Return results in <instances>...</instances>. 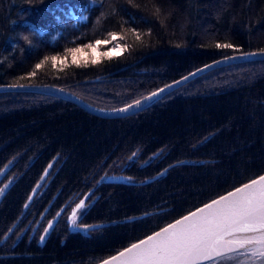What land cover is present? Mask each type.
<instances>
[{
    "label": "trees",
    "instance_id": "16d2710c",
    "mask_svg": "<svg viewBox=\"0 0 264 264\" xmlns=\"http://www.w3.org/2000/svg\"><path fill=\"white\" fill-rule=\"evenodd\" d=\"M110 32L125 37L120 55L93 64L84 49L86 67L68 55L67 67L53 68L49 60L28 77L45 56L111 40ZM261 49L264 0H0V85H55L103 109L126 106L210 62ZM55 158L46 188L1 243ZM5 165L0 188L11 183L0 202V264H95L264 173V61L213 70L117 119L49 96L2 93L0 169ZM164 170L145 186L97 185L108 175L142 181ZM90 192L99 198L88 223L109 225L61 246L57 238L69 235L66 207L46 244L35 247L63 205Z\"/></svg>",
    "mask_w": 264,
    "mask_h": 264
},
{
    "label": "snow or ice",
    "instance_id": "6c2138e0",
    "mask_svg": "<svg viewBox=\"0 0 264 264\" xmlns=\"http://www.w3.org/2000/svg\"><path fill=\"white\" fill-rule=\"evenodd\" d=\"M156 12L159 13L158 8ZM108 35L111 40L98 39L94 44L66 48L63 57L60 55L45 56L35 64L34 70L27 74L28 77H34L36 70L41 69L49 60L52 62L53 68H56L57 63L67 67L66 57L68 55L72 57V64L80 67L81 59H83V66L86 67L88 58L84 49H90L94 54V58L91 59L93 64L100 62L99 57L111 58V56H118L122 51L127 50V45L117 43L107 51L100 52V45L125 39L123 35L116 32H110ZM140 39V34H136V40ZM215 47L239 51L231 43H216ZM260 53H264V49H261ZM256 54L241 53V56ZM225 58L232 59L234 57ZM206 67L209 66L206 65ZM20 79H24V77ZM17 86L23 87V85H12V87ZM163 91L164 89H159L143 99L149 100ZM140 103V100L135 101L136 105H140ZM127 107L131 108L132 105ZM125 110L120 109V111ZM3 171L4 169H0V172ZM7 187L8 185H5L4 188H0V195H3ZM35 191L36 189H33V192ZM28 199L30 201L32 196H29ZM86 206L83 199L76 204L68 217L70 225L79 226L76 223L79 215L78 210H82ZM57 215L59 216L60 213ZM51 225L52 222L49 221V227L44 229L45 234L48 233ZM45 238V235H41L40 241L43 242ZM238 257H243V259H238ZM222 261H234L235 264H264V175L250 180L226 196L213 200L203 208L182 217L139 243L132 244L117 255L101 261V264H205V262L221 264Z\"/></svg>",
    "mask_w": 264,
    "mask_h": 264
},
{
    "label": "water",
    "instance_id": "95a60500",
    "mask_svg": "<svg viewBox=\"0 0 264 264\" xmlns=\"http://www.w3.org/2000/svg\"><path fill=\"white\" fill-rule=\"evenodd\" d=\"M249 53H257L256 55H249V56H241V54H234L231 56H227V57H234L232 59H226L221 58L218 59L216 61L210 62L208 64H206L209 67H206V65L194 70L193 72L185 75L184 77L166 85V86H170V87H162L160 89H164L163 92H159L157 96L155 97H151V99L149 100H144V97L150 96V94L138 99L141 101L140 105H136L135 102H132L128 105H132L131 108H128L126 106L120 107V108H114V109H103V108H98L92 105H89L87 103H85V101H83L81 98L77 97L76 95L62 89L59 88L57 86L54 85H49V84H41V85H23V87H12V85H1L0 86V93H32V94H40V95H45V96H49V97H53V98H57V99H61L64 101H68L74 105H76L77 107L81 108L82 110H84L85 112H87L88 114H91L93 116L99 117V118H105V119H117V118H124V117H128L131 115H134L136 113H139L143 110H145L146 108L152 106L154 103H156L157 101H159L160 99H162L164 96H166L167 94L173 92L174 90L184 86L185 84L189 83L190 81L205 75L213 70L219 69V68H223V67H227V66H231V65H236V64H242V63H248V62H255V61H264V53H260V51L258 52H249ZM98 79H95L93 82H96ZM179 82V83H177ZM159 90V89H158ZM158 90L154 91L157 92ZM137 101V100H136ZM120 109H126L125 111H120ZM54 162H51L45 169L42 177L40 178V180L38 181V183L36 184V186L33 189H36L35 192H33V189L30 193L29 196H32V199L34 198V196L36 195L37 191L39 190V188L42 186V184L45 182L47 175L49 174V171L51 170L52 166H53ZM181 164V163H180ZM47 170V171H46ZM166 172V170H164L162 173L154 176L152 179L145 181L143 183L140 184H146L149 183L151 181H154L155 179H157L159 176L164 175ZM7 173V168H4L3 172H0V181L2 180V178L5 176V174ZM261 175H264L261 174ZM257 178V177H256ZM254 178V179H256ZM249 182V181H248ZM246 182V183H248ZM104 183V184H130L131 182H129L125 177H123L122 175H108L104 178H102L99 182V184ZM245 184V183H244ZM243 185V184H242ZM242 185H240L239 187H241ZM238 188V187H236ZM235 188V189H236ZM235 189H232L220 196H218L215 199H212L211 201L199 206L198 208L192 210L191 212L181 216L180 218L170 222L169 224L161 227L160 229L156 230L155 232H159L161 229L166 228L168 225L175 223V221L181 219L184 216L189 215L192 212H196L198 209L203 208L204 205L211 203L213 200H217L219 199L221 196H226L228 193L233 192ZM4 194V193H3ZM1 197V196H0ZM86 197V196H85ZM32 199L29 201V199L26 201L25 205L27 204V207L23 208V212L22 215L26 212V210L28 209L29 205L31 204ZM1 200V198H0ZM49 209V208H48ZM46 209L44 211V213L41 215V217L39 218L35 228L38 226V224L40 223V221L42 220L43 216L46 214L47 210ZM61 215V211L58 212ZM21 215V216H22ZM60 215H56L55 218L51 221L52 225L49 228L48 233L45 234V232L43 231L42 235H45V240L47 239V237L49 236V234L51 233L52 228L54 227V225L56 224V221L58 220V218L60 217ZM16 224L12 225V227L10 228L11 231H8V233L6 234V236L3 238L2 242H5L7 240V238L12 234L13 230L15 229ZM101 225H96V226H90V227H84L81 228V231L83 229H87V230H93L96 229L98 227H100ZM46 227H49V223L47 224ZM45 227V228H46ZM155 232L147 235L146 237L132 243H139V241L146 239L148 236L153 235ZM82 234H84V230L83 232H81ZM41 237V236H40ZM45 240L43 242L40 241L39 239V243L43 244L45 242ZM132 244L124 247L123 249H120L119 251H117L116 253L110 255L109 257L105 258L108 259L111 256H115L117 255L120 251H123L125 248L130 247ZM103 259V260H105ZM238 259H243V257H238ZM101 260V261H103ZM101 261L95 263V264H101ZM205 264H210V262H205ZM221 264H235L234 261H222Z\"/></svg>",
    "mask_w": 264,
    "mask_h": 264
},
{
    "label": "flooded vegetation",
    "instance_id": "af4514ba",
    "mask_svg": "<svg viewBox=\"0 0 264 264\" xmlns=\"http://www.w3.org/2000/svg\"><path fill=\"white\" fill-rule=\"evenodd\" d=\"M130 161H132V162H136V159H133V157H132V159L130 160L129 159V162ZM148 163H146V162H144V163H142V164H138V166L136 165V170H139V169H141V168H144L146 165H147ZM126 168V164L122 167V169H121V172L124 170ZM134 174V173H133ZM116 175H122L123 177H125L128 181H130V180H134L133 182H141V181H136V179L134 178V175H132L131 174V176H128V175H125V174H123V173H121V174H116ZM133 176V177H132ZM152 177V176H151ZM150 178V177H149ZM148 179V178H147ZM143 181V180H142ZM7 184H5V185H8V187H7V189L10 187V183H11V179H9L7 182H6ZM122 185H125V184H122ZM127 186H129V185H127ZM6 194V190L4 191V194L3 195H0L1 197V199L3 198V196ZM98 198H99V196H93L92 195V192H90V193H88L87 195H86V197L84 196V197H82V198H79L78 200H75L74 202H73V204L72 205H70L69 204V202H67L66 204H64L63 205V207L58 211V212H60L61 211V215H60V217L58 218V220L56 221V224H57V222L59 221V219L62 217V215H63V213H64V211H65V209H66V207H68L69 208V210H68V212H67V214L65 215V222H66V224H67V231H68V234H69V236H72V238H78V239H81V238H84V237H90L91 236V233L92 232H94V231H89L88 232V234H87V236H83L80 232H83V230H84V232L85 231H87V229H83L82 231H81V228H83V227H85V226H89V225H92V224H89L88 222H89V220H87L86 219V217H87V215H89L88 213L91 211V209H92V207L94 206V204H95V202L96 201H98ZM85 200V202H86V207L84 208V209H82V210H78V212H79V215H78V218H77V225H79V226H75V225H70L69 224V221H68V217L71 215V212H72V210L76 207V204H78L79 202H80V200ZM1 202V201H0ZM49 210V209H48ZM48 210H47V212H48ZM46 212V213H47ZM57 212V213H58ZM57 213H56V215H57ZM46 215V214H45ZM44 215V216H45ZM55 215V216H56ZM149 215H152V213H150V214H147L146 216H144V217H147V216H149ZM44 216H43V218H44ZM55 216L50 220V221H52L54 218H55ZM43 218H42V220H43ZM41 220V221H42ZM49 223V222H48ZM47 223V224H48ZM47 224L44 226V228L42 229V231H41V233H40V235L37 237V240H36V242H35V247H37V246H39L40 248H42L45 244H46V242L49 240V238H50V236L52 235V232H53V230H52V232L49 234V236L47 237V239L45 240V242L43 243V244H40L39 243V239H40V236L42 235V233H43V231H44V229H45V227L47 226ZM93 225H95V224H93ZM56 226V225H55ZM39 227V226H38ZM37 227V228H38ZM97 230V229H96ZM26 231V230H25ZM24 231V232H25ZM24 232H23V235H24ZM37 232V229L36 230H32V232L30 233V236H29V240H28V242L29 243H31L33 240H35V233ZM21 238V237H20ZM24 242V241H23ZM22 242V243H23ZM17 244V242L14 244V245H16ZM61 246L63 245V242H61V244H60ZM25 256H27V257H29V254H27V255H25ZM31 256V255H30Z\"/></svg>",
    "mask_w": 264,
    "mask_h": 264
},
{
    "label": "bare ground",
    "instance_id": "6f19581e",
    "mask_svg": "<svg viewBox=\"0 0 264 264\" xmlns=\"http://www.w3.org/2000/svg\"><path fill=\"white\" fill-rule=\"evenodd\" d=\"M23 85H29V84H23ZM1 86V85H0ZM55 86V85H54ZM58 87V86H57ZM59 88H61V87H59ZM62 89H64V88H62ZM65 90V89H64ZM67 91V90H66ZM69 92V91H68ZM0 94H2V93H0ZM45 96V95H44ZM84 101V100H83ZM85 103H87V104H89L90 105V103H88V102H86L85 101ZM76 106V105H75ZM77 107V106H76ZM79 108V107H78ZM81 109V108H80ZM147 109V108H146ZM82 110V109H81ZM84 111V110H83ZM85 112V111H84ZM125 118V117H124ZM105 119V118H104ZM132 159V157L130 158V160ZM55 161H56V158L55 159H53L51 162H54L55 163ZM50 162V163H51ZM54 163H53V165H54ZM146 163H148V161H146ZM49 165V164H48ZM53 167V166H52ZM46 169V168H45ZM45 169H44V171H45ZM52 169V168H51ZM8 170H9V168H7V172H8ZM44 171L42 172V174H41V176H40V178L42 177V175H43V173H44ZM51 171V170H50ZM50 171H49V174H50ZM7 174V173H6ZM5 174V175H6ZM49 174L47 175V177H46V180H45V182L42 184V186L39 188V190L37 191V193H36V195L34 196V198L37 196V194L41 191V190H44L45 188H46V185L48 184V182H47V179H48V176H49ZM158 175V174H157ZM156 176V175H155ZM5 177V176H4ZM3 177V178H4ZM154 177V176H153ZM153 177H150V178H148V179H145V180H143V181H141V182H133L132 180H130L129 182H131L130 184H125V185H129V186H145V185H148L149 183H152L153 181H151V182H149V183H146V184H140V183H143V182H145V181H148V180H150V179H152ZM3 178H2V180H3ZM40 178L38 179V181L40 180ZM1 180V181H2ZM156 180V179H155ZM154 180V181H155ZM1 181H0V183H1ZM38 181L35 183V185H34V187L36 186V184L38 183ZM100 182V181H99ZM99 182H98V184L97 185H101V184H99ZM45 183H46V185H45ZM5 184H7V183H5ZM5 184L1 187V188H4V186H5ZM44 186V187H43ZM33 187V188H34ZM9 189V188H8ZM8 189L6 188L5 190H6V192L8 191ZM32 191V190H31ZM31 193V192H30ZM30 193H29V195H30ZM29 195H28V197H29ZM28 197H27V199H26V201L28 200ZM34 198L32 199V201L34 200ZM0 201H2V199L0 200ZM26 201H25V203H26ZM32 201H31V203H32ZM25 203L23 204V207H22V212H23V208H24V205H25ZM31 205V204H30ZM29 205V206H30ZM50 205H51V203H49L47 206H46V208L44 209V211L46 210V209H48L49 207H50ZM29 208V207H28ZM27 211V210H26ZM44 211L41 213V215L44 213ZM22 212H21V214H20V216L18 217V219L13 223V225L14 224H16V226H17V224L19 223V221L21 220V218L23 217V215L25 214H23L22 215ZM22 215V216H21ZM41 215L39 216V218L41 217ZM147 214H145V215H142V216H138V217H134V218H131L130 220H136L137 218H143L144 216H146ZM39 218H38V220H39ZM38 220H37V222H38ZM37 222H36V224H37ZM40 223H41V221H40ZM40 223L38 224V226L40 225ZM120 223H123V221H121ZM36 224H35V226H36ZM114 224V223H113ZM56 225V224H55ZM55 225H54V227H55ZM96 225H101L100 227H98V228H96L97 230L98 229H100V228H103V227H106V226H108L109 225V223H103V224H95V225H89V226H87V227H90V226H96ZM15 226V227H16ZM35 226H34V228H33V230H36V229H38L37 227L35 228ZM54 227L52 228V230L54 229ZM84 228V227H83ZM96 229H93V230H87V231H85L84 232V234H82L81 232V234L83 235V236H87V234H88V232L89 231H94V230H96ZM52 230H51V232H52ZM8 231L9 230H7V232L4 234V236H3V238L6 236V234L8 233ZM3 238L1 239V243H4V242H2V240H3ZM9 238V237H8ZM7 238V239H8ZM57 240H60V244H61V242H63V244L66 242V241H68V242H77V241H75V240H81V239H78V238H72V236H69V235H66V234H64V235H60L58 238H57ZM71 247H73L72 245H71ZM119 251V250H118Z\"/></svg>",
    "mask_w": 264,
    "mask_h": 264
},
{
    "label": "rangeland",
    "instance_id": "374dc122",
    "mask_svg": "<svg viewBox=\"0 0 264 264\" xmlns=\"http://www.w3.org/2000/svg\"><path fill=\"white\" fill-rule=\"evenodd\" d=\"M117 43H119V44H121V40H116V41H112L110 44H107L108 45V47L109 48H112V47H114ZM107 45H103V46H107ZM122 45V44H121ZM108 48V49H109ZM107 49V50H108ZM99 51H100V47H99ZM84 53H85V51H84ZM86 54V53H85ZM79 55V54H78ZM113 56H116V55H113ZM90 57L91 58H94V54L91 52V55H90ZM88 59H89V57H87ZM100 58V57H99ZM81 60H83V59H81Z\"/></svg>",
    "mask_w": 264,
    "mask_h": 264
}]
</instances>
